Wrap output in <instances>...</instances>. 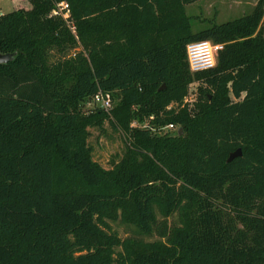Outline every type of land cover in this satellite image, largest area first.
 Segmentation results:
<instances>
[{
  "label": "trees",
  "instance_id": "obj_1",
  "mask_svg": "<svg viewBox=\"0 0 264 264\" xmlns=\"http://www.w3.org/2000/svg\"><path fill=\"white\" fill-rule=\"evenodd\" d=\"M199 1L28 0L0 15L13 55L0 65V264H264V0L194 31L185 7ZM61 2L74 32L51 14ZM198 41L223 48L191 73ZM99 90L110 114L83 110ZM105 123L124 138L109 169L88 143ZM167 124L181 132L153 131Z\"/></svg>",
  "mask_w": 264,
  "mask_h": 264
},
{
  "label": "rangeland",
  "instance_id": "obj_2",
  "mask_svg": "<svg viewBox=\"0 0 264 264\" xmlns=\"http://www.w3.org/2000/svg\"><path fill=\"white\" fill-rule=\"evenodd\" d=\"M257 0H201L185 7L186 14L192 19L193 30L206 28L210 23H224L252 11ZM19 8L29 9L28 0H0V14L11 12ZM199 82H192L187 89L185 104H194L197 101V87ZM97 109L91 101H87L83 105L84 111ZM132 124V123H131ZM138 127V126H137ZM173 133V132H171ZM88 143L92 148L93 160L100 164L103 168L109 169L117 157L122 154L124 138L119 131L114 130L112 126L105 123L103 129H89ZM170 222H175L176 217L169 218ZM113 231H116L121 238L127 235L128 229L120 224L109 222ZM154 240L155 237L146 238Z\"/></svg>",
  "mask_w": 264,
  "mask_h": 264
},
{
  "label": "built area",
  "instance_id": "obj_3",
  "mask_svg": "<svg viewBox=\"0 0 264 264\" xmlns=\"http://www.w3.org/2000/svg\"><path fill=\"white\" fill-rule=\"evenodd\" d=\"M51 14L54 16H60L67 23L71 31L74 32V27L69 22L68 5L65 2L58 3L55 9L52 10ZM222 48L223 45L212 44L208 41H198L187 44L186 57L190 72L199 73L202 71L212 69L215 66V56L217 52L222 50ZM91 102L96 108L103 110L107 114H110V111L113 108V103L110 93L102 92L101 90L97 91L93 95ZM183 103L185 104L187 102L184 100ZM130 126L131 127L138 126L140 128H146L147 125L146 124L138 125L136 123H132ZM177 130L178 128L175 125L167 124L165 126H161L157 129H154L153 131L157 132V134L159 135H162L166 133L176 132ZM120 134L123 136L121 132Z\"/></svg>",
  "mask_w": 264,
  "mask_h": 264
},
{
  "label": "water",
  "instance_id": "obj_4",
  "mask_svg": "<svg viewBox=\"0 0 264 264\" xmlns=\"http://www.w3.org/2000/svg\"><path fill=\"white\" fill-rule=\"evenodd\" d=\"M12 57H13L12 54H1L0 53V65L9 62L12 59ZM178 131L181 132L180 129H178ZM240 156H241V151H240V149H238L237 151H235L229 155L226 162L229 163L232 160H234L235 158L240 157Z\"/></svg>",
  "mask_w": 264,
  "mask_h": 264
},
{
  "label": "crops",
  "instance_id": "obj_5",
  "mask_svg": "<svg viewBox=\"0 0 264 264\" xmlns=\"http://www.w3.org/2000/svg\"><path fill=\"white\" fill-rule=\"evenodd\" d=\"M7 13H9V12H7ZM1 14H6V13H1ZM1 14H0V15H1Z\"/></svg>",
  "mask_w": 264,
  "mask_h": 264
}]
</instances>
